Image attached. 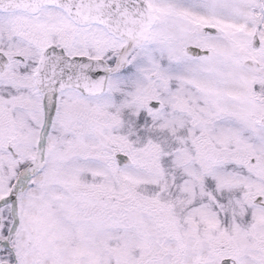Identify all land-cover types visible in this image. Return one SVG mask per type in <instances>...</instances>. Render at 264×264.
<instances>
[{
    "label": "snow or ice",
    "instance_id": "obj_1",
    "mask_svg": "<svg viewBox=\"0 0 264 264\" xmlns=\"http://www.w3.org/2000/svg\"><path fill=\"white\" fill-rule=\"evenodd\" d=\"M0 264H264V0H0Z\"/></svg>",
    "mask_w": 264,
    "mask_h": 264
}]
</instances>
